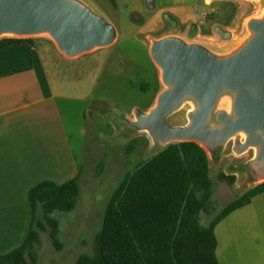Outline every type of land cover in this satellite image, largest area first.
<instances>
[{"label":"rangeland","instance_id":"rangeland-1","mask_svg":"<svg viewBox=\"0 0 264 264\" xmlns=\"http://www.w3.org/2000/svg\"><path fill=\"white\" fill-rule=\"evenodd\" d=\"M78 1L112 24L118 36L111 46L75 58H67L49 34L31 37L43 50L49 74L62 87L63 119L81 170L76 208L52 215L59 222L63 249L55 248L49 228L40 232L36 246L40 264H76L80 256L92 255L115 189L128 173L166 147L133 125L136 110L149 113L166 90L162 71L151 56L153 42L177 37L228 56L252 37L249 22L264 18V0H118L117 6L110 0ZM232 106V97L224 96L216 112L231 114ZM194 110L195 104L187 101L167 121L184 127ZM241 139L244 142L246 136ZM235 141L216 150L206 148L215 190L211 212L200 216L203 226L264 182L250 168L257 149L239 155ZM221 174L234 176V184L222 181ZM39 220L41 215L36 223Z\"/></svg>","mask_w":264,"mask_h":264},{"label":"water","instance_id":"water-1","mask_svg":"<svg viewBox=\"0 0 264 264\" xmlns=\"http://www.w3.org/2000/svg\"><path fill=\"white\" fill-rule=\"evenodd\" d=\"M249 29L252 37L223 57L177 37L153 42L151 56L166 90L149 113L136 110L133 125L161 146L195 142L216 150L236 138L237 154L257 149L250 168L264 179V18L251 20ZM43 34H49L67 58L107 48L118 36L112 24L78 0H0V39ZM224 96L232 97L231 114L216 112ZM187 101L195 104L188 125L171 126L168 117ZM241 135L246 136L244 142Z\"/></svg>","mask_w":264,"mask_h":264},{"label":"trees","instance_id":"trees-1","mask_svg":"<svg viewBox=\"0 0 264 264\" xmlns=\"http://www.w3.org/2000/svg\"><path fill=\"white\" fill-rule=\"evenodd\" d=\"M110 1L117 6L118 0ZM17 44L34 46L35 40L2 38L0 51ZM80 178L81 171L62 185L46 181L30 191L32 222L27 237L18 249L0 255V264H38L36 246L40 232L49 229L55 248L63 249L58 238L59 222L52 215L76 208ZM220 179L234 184L236 178L221 174ZM214 190L206 148L195 142L167 145L128 173L115 189L95 237L93 254L80 256L76 264H220L217 225L264 193V182L231 202L208 226H203L200 216L211 212ZM38 215L41 220L36 223Z\"/></svg>","mask_w":264,"mask_h":264},{"label":"crops","instance_id":"crops-1","mask_svg":"<svg viewBox=\"0 0 264 264\" xmlns=\"http://www.w3.org/2000/svg\"><path fill=\"white\" fill-rule=\"evenodd\" d=\"M64 98L36 40L0 51V255L27 237L30 191L46 181L62 185L81 171L63 119ZM215 232L220 264H264V193Z\"/></svg>","mask_w":264,"mask_h":264},{"label":"bare ground","instance_id":"bare-ground-1","mask_svg":"<svg viewBox=\"0 0 264 264\" xmlns=\"http://www.w3.org/2000/svg\"><path fill=\"white\" fill-rule=\"evenodd\" d=\"M208 1H211V0H208Z\"/></svg>","mask_w":264,"mask_h":264}]
</instances>
